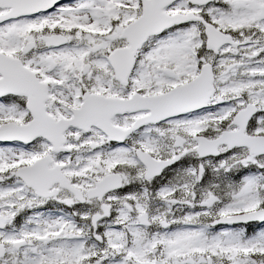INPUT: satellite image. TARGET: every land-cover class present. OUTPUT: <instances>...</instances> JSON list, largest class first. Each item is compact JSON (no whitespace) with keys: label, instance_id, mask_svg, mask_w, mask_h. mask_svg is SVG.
<instances>
[{"label":"snow or ice","instance_id":"1","mask_svg":"<svg viewBox=\"0 0 264 264\" xmlns=\"http://www.w3.org/2000/svg\"><path fill=\"white\" fill-rule=\"evenodd\" d=\"M0 264H264V0H0Z\"/></svg>","mask_w":264,"mask_h":264}]
</instances>
